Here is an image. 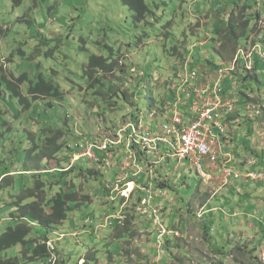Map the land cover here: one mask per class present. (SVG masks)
<instances>
[{
  "label": "rangeland",
  "instance_id": "rangeland-1",
  "mask_svg": "<svg viewBox=\"0 0 264 264\" xmlns=\"http://www.w3.org/2000/svg\"><path fill=\"white\" fill-rule=\"evenodd\" d=\"M142 1L143 14L121 0H0V235L17 226L13 216L19 197L34 188L38 179L33 176L50 170L52 174L41 177L48 200L63 192L79 193L63 226L51 231L32 224L28 242L34 247L35 241L48 239L56 264H85L88 256L97 264H264V56L258 52V68L246 82L229 77L223 85L224 97L231 86L242 102L219 110L227 128L223 151L234 157L226 167L240 172V180H226L222 166L203 180L188 159L176 171L172 157L144 155L138 144L124 167L115 161L120 151L116 147L106 160L98 153L97 160L85 156L92 143L116 142L126 123L146 125L149 134L150 124L164 125L161 118L172 115L179 76L188 70L210 73L200 66L232 65L225 45L231 14H236L237 25L244 21V12L247 17L259 15L255 27L251 21L250 29H256L247 44L245 36L239 38L238 50L246 52L254 43L264 55V0ZM92 57L108 66L119 62L112 72L93 74L101 78L93 87L88 77ZM39 80L51 84L58 96L32 99L29 89ZM237 159L244 161L235 167ZM147 160L152 169L157 164L163 174L158 180L165 183H157L161 193H154L153 201L145 195L147 203L142 204L136 189L143 181L139 177L137 182L135 174L139 169L148 176ZM129 167L135 178L125 180L129 171L123 172ZM72 168L67 175L60 173ZM90 169L99 180L80 174ZM132 180L134 192L126 184ZM233 186H238L235 191ZM206 200L212 201L208 209ZM152 207L164 211L150 217L151 209L147 216ZM212 208L218 212L208 214ZM110 213L123 220L122 227L126 219L135 218L136 234L129 243L128 237L116 239L117 223L109 226ZM160 229L179 235H165L163 245L153 243ZM166 243L168 255L163 251ZM27 251L17 246L0 259L43 263L28 262Z\"/></svg>",
  "mask_w": 264,
  "mask_h": 264
},
{
  "label": "trees",
  "instance_id": "trees-1",
  "mask_svg": "<svg viewBox=\"0 0 264 264\" xmlns=\"http://www.w3.org/2000/svg\"><path fill=\"white\" fill-rule=\"evenodd\" d=\"M121 1L123 2L124 5H130V7L132 9L136 8L138 12L140 11V14H143L146 11V8H145L142 0H121ZM240 15H241V13H240ZM238 16H239V14L237 15V18H238ZM242 17L245 18L244 21L242 22L241 25H237L234 21V18H236V14L235 13L231 14L230 18H229L228 25H227L228 29L226 32L227 38H226V44L225 45L227 47V50H231V53H230L231 54V57H230L231 61L234 60V58L236 57L235 54H236V52H238V48L240 45L239 38L242 36H245V38H246L245 43L247 44L249 36L256 29V28H253L252 30L250 29L251 28V21L255 22L254 27L256 26L257 22L259 21V15H252V17H247L245 12H244L242 14ZM238 26H240L241 30H238ZM261 42L264 43V34L261 38ZM253 45H254V43H253ZM176 50H174V51H176ZM219 51L221 52V50H219ZM260 59L261 58H259L258 55H255L254 60H253L252 65H251V70H248L246 67L242 66V57H238V61H237L238 69L236 71H234L232 75L233 76H240L242 78L241 80L246 82L250 78L249 77L250 73H254V71L258 68V63L260 62ZM118 63L119 62H115V63H112L110 66H108V65L104 64L103 60H100L96 57H92L89 61V64H88V68L90 70L89 76H88L90 86L93 87L94 85L98 84L101 81V78H99L93 74L99 75L102 72H105V73L112 72L114 66L118 65ZM211 63H207L205 66L203 65L204 67L203 66H200V67L204 68V69H205V67L210 68L212 71H214L217 67H215ZM96 70H99V71L96 72ZM22 81H23L22 79L18 80L17 83L20 84V83H22ZM123 82H125V81H123ZM7 84H8L9 88L14 87V84L11 82H7ZM239 87H240L239 91L241 93L242 87H241V85ZM111 88L113 91V89L116 87L111 86ZM117 90L118 89L116 88V91ZM117 92H119V91H117ZM176 93H177V91L173 92L174 98L172 99V102H173V109L172 110H175V111H177V110L174 107L176 106L177 101L179 100V98H175ZM28 94L32 99H36L38 96H44V97H56V96H58V93L54 92V88L51 86V84L45 83L42 80H39V82L34 87L31 86ZM171 94H172V92H171ZM242 95L244 96V94H242ZM15 96H18V94L16 92H15ZM123 97L125 98V101L127 102L128 101L127 96L125 94H123ZM248 97H249V95H248ZM185 100H186V97H183L182 101H185ZM133 105H134V103L131 104V106H133ZM188 107H189V105L186 106V108H188ZM178 110H180V114L185 115V112H186L185 107L179 106ZM171 111H169V112H171ZM163 113H164V111H163ZM139 114H140V112H139ZM134 117H137V116H134ZM161 119L166 122V120H164L165 117H163ZM137 122L138 121H136V123ZM154 124H155V126L151 125V124L149 126L157 127V125L159 123H157V121H155ZM128 137H129V135H125L126 140L128 139ZM93 144H96L97 147H96V149L93 148V150H92L95 158L91 159V160H97V157H96L97 153L100 155V157L98 155L100 160L101 159L106 160L107 156H109V154L112 155V150L114 147H112L108 151H101V150H99L97 143H92L91 145H93ZM135 144H136L135 142L130 144L132 151H135ZM123 145H125L124 146L125 149H122ZM123 145L117 147L118 150H120V151L116 155L118 157V159H120V163L122 166H123V162L129 158V155L127 153V148H126L127 141H125L123 143ZM159 148H160L159 153L163 157H167L168 153H172L169 150V148L165 145L159 146ZM88 149H90V148H88ZM88 149L81 148V150H83V152L88 150ZM56 150H58V152H59L60 148L59 147L56 148L54 151L55 153H56ZM142 153L145 154L144 151H142ZM86 155H88V154H86ZM141 158L142 157H140V159ZM94 162H96V161H94ZM167 162L170 163L167 160L166 164H168ZM174 162L178 163V166L176 167V169H177L176 171H178L181 168L180 166L182 164H180V162L178 160L172 161V163H174ZM118 164H119V161H118ZM146 164L149 168V171H147L148 176H146L145 173H143V171H141V170H140V172H138V174H136V178L138 179L140 177L143 181V183L141 184L142 187H137V189H139V190L136 189L137 193H139V195H140L139 200L142 204L147 203L146 202L147 198L145 199V195L149 197V201H150V198H151V196H149L150 192H152L153 194L156 193V195L159 194L160 190L158 189L159 185L157 186V183H163V184L165 183L164 181L158 180V179L161 180L163 178V174H162L161 170L156 168L157 164L153 165V166H156V167H154V169L151 168V165L148 163V160H147ZM139 166H141V164H139ZM170 169H172V168L170 167ZM208 169H209V166L204 165V170L208 171ZM72 170H73V168L69 171L60 172V173L67 175L70 172H72ZM165 170L168 171L169 169L166 168ZM38 171L39 170H36L35 172L38 173ZM52 171H56V170H52ZM127 171H129V173L126 175L125 180L134 179L135 177L132 175V172H133L132 167H129L127 170H125L123 172V174L126 173ZM170 171H172V170H170ZM248 171H250V170H248ZM196 172H197V170H196ZM27 173H34V172H27ZM52 173L53 172H51L50 170H47L46 172H43L42 174L33 176V177L37 176V179H38L37 181L34 182V188L29 189V190H25L20 195L19 201L17 204V211H16L17 215L13 216V219H15L18 224L14 228H9L4 234L0 235V256L2 254L6 253L7 251L17 247V246H23L28 250L27 253H25V255H26L25 259L28 262L43 261V263H41V264H49L51 252L47 247V243L49 242L48 239H45V240H43V242H38V243L35 241L34 247H31V243L28 242V238L31 236V234L33 232V228H34L32 224L36 223L39 226H41L42 228H45V229H48L51 231L55 230L58 227L63 226L68 220L69 213L72 211L71 203H74V202L77 203V196L79 195L78 192H75L73 194H68L66 192H63V193L57 194L52 199L48 200V197L46 194L47 187H46L45 183L43 181H41V179H42L41 177H43V175H45V174L50 175ZM86 173L89 174V176H91V179L99 180V175L96 173H93V171L91 169L88 171H80L81 175L86 176ZM95 175H97V178H95ZM198 175L200 176L199 173H198ZM145 177L147 178V180L144 179ZM200 178H201V176H200ZM2 180H4V178ZM1 182H3V181H1ZM137 182H139V179L137 180ZM131 183L135 184V181L132 180V181L126 182V184H131ZM168 185H169V182H168ZM154 190L156 192H154ZM165 191H167V189ZM141 195H144V197L143 196L141 197ZM160 196H161V194H160ZM85 200H88V199H85ZM151 209L153 212V207L149 208L147 213L145 212L147 216L150 214ZM143 211H145V210L143 209ZM163 211H164V209L161 208L159 214L161 212L163 213ZM112 217L114 218V219H111L113 221L109 222L108 224L110 227H113L114 220L116 221V223H117L116 239L128 237L129 240L125 244L129 243L130 240L132 238H134L135 234H136V231L133 229L134 225L132 224V221L135 220V218H133V216H131V218H133V219H126V222L122 227V226H119V224H120V221L118 220L119 218L116 219L114 216H111L110 218H112ZM151 227H153V226H151ZM163 238L164 237L161 238L160 234H159L156 236V240H153V243L159 242L160 245H163L164 244ZM165 245H166L165 246L166 249L164 248L163 251L168 255V253L171 252L169 250L170 246H169V243H166ZM176 246L177 245H173L172 248L177 249ZM161 248L162 247H160V249ZM152 251H155V250L152 249ZM29 252L33 253V255L31 257L28 255ZM93 256H95V254ZM96 262H97L96 258L95 259L92 258L90 261L89 256L85 259V264H92V263H96ZM0 264H22V263L16 259H11V260L0 259Z\"/></svg>",
  "mask_w": 264,
  "mask_h": 264
},
{
  "label": "built area",
  "instance_id": "built-area-1",
  "mask_svg": "<svg viewBox=\"0 0 264 264\" xmlns=\"http://www.w3.org/2000/svg\"><path fill=\"white\" fill-rule=\"evenodd\" d=\"M257 52L264 56L261 53V48L257 49V46L253 45L250 50H243L239 51L237 54V58L233 61L234 63L230 66L226 67H217L212 72H203V71H189L188 75H181L179 87L176 93L175 98H180L178 106H192L189 110L191 114V120L188 121L190 125L183 126V122H178L179 119H182L180 116V110H177L176 113H172V117L169 124L161 125L158 124L157 127L148 126L151 130V134L145 133L144 129L147 127L146 125H134V128L131 126H126L125 128L119 130L118 140L116 142H112L111 140H106L105 143L99 147L101 151H108L111 147H118L123 145L125 141H127V152L129 157L133 154L131 150L130 144L133 143V140H140L144 141V144L140 142H135L139 145L142 151L146 154V152H150V156H159L160 148L159 145H165L169 148L172 152V155L175 158L183 157V159H189L194 163L197 170H202L204 165L209 164L212 166H217L215 169H220L221 166H231L233 161L232 153H224V141L220 138H224V133L226 132H218V130L213 133L209 130V126L205 124V120H210L211 116L216 115V112L224 106L227 108L237 107L240 103L238 100V96L232 90L230 96L223 99L219 94H216L217 91H220V88H217L214 84L215 80L223 81L229 76V73L236 71L237 69V59L238 57H242V66L249 68L252 64L255 55H258ZM232 67V68H231ZM186 70V69H185ZM188 83L193 84L192 86L187 85ZM210 85L208 89H204L206 85ZM186 90V95L182 94L183 90ZM192 96V97H188ZM208 97L211 100L206 101V103H202V97ZM216 96L221 97L219 100ZM186 97L185 101H182V98ZM210 108L211 110H207ZM216 124L218 123L215 120ZM208 127V129H206ZM224 128L222 125L218 129ZM137 130L139 131L138 134L130 133L128 139H125V135L127 133ZM185 130L184 132L182 130ZM127 130V131H126ZM166 135H169L170 138H164ZM120 136H122V140L119 141ZM219 137V138H218ZM177 138L179 143L173 142L172 139ZM215 145L218 146L219 152L214 150ZM97 147L96 144L89 146V150L87 151L88 156L90 159H94L93 155V148ZM144 154V155H145ZM147 156V155H146ZM211 156V157H210ZM204 158H208V160L203 161ZM182 159V160H183ZM222 160V161H219ZM223 175H228L230 173L231 177L237 178L234 175V172L221 171ZM136 176V174H135ZM150 206V205H149ZM120 225L122 224L123 220L120 218ZM160 237H164L167 235L166 231L160 229ZM55 258H50L49 264H56Z\"/></svg>",
  "mask_w": 264,
  "mask_h": 264
},
{
  "label": "bare ground",
  "instance_id": "bare-ground-1",
  "mask_svg": "<svg viewBox=\"0 0 264 264\" xmlns=\"http://www.w3.org/2000/svg\"><path fill=\"white\" fill-rule=\"evenodd\" d=\"M239 51V50H238ZM237 58V55H236V57L234 58V60ZM233 60V61H234ZM237 61H238V59H237ZM252 65V64H251ZM251 65H250V67L249 68H247L248 70H251ZM238 66V65H237ZM202 71V70H201ZM203 72H205V71H203ZM233 74V72H231V73H229V76L227 77V78H232V79H235L237 76H233L232 75ZM226 78V79H227ZM226 79H224L223 81H220V80H215V82H214V84H215V86L217 87V88H220V91H217L216 92V94H219L223 99H225L226 97H224L223 96V94L225 93V89H224V87H223V85L225 84V83H227L226 82ZM187 85H190V86H192L193 84H190V83H188ZM210 87V85L208 84V85H206L205 86V88L204 89H208ZM235 88H237V86H235ZM182 94L185 96L186 95V90L184 89L183 91H182ZM188 97H192V96H188ZM219 100H221V97H219V96H216ZM242 97V96H241ZM180 99V98H179ZM211 99L210 98H208V97H205V96H203L202 97V103L204 104V103H206V101H210ZM178 103H179V100L177 101V104H176V106L174 107L176 110H178V107H177V105H178ZM183 106V105H182ZM183 107H185V115H182V114H180V116H181V118L182 119H179V121L178 122H183V126H188V125H190V123L188 122V121H192L191 120V115L190 116H188V114H187V112H188V110H190L191 109V107L192 106H190L189 105V107L188 108H186V106H183ZM226 109V106H224V107H222L221 109H219V110H225ZM207 110H211L210 108H207ZM219 110L216 112V115H213V116H211V119L210 120H205L206 122H205V124L207 125V126H209V130L210 131H212L213 133H215L217 130H218V132L220 133V132H223V131H225V130H227V128H226V125L222 122V119H221V117H222V115L224 114V113H222L221 114V112H219ZM172 113H176V111L175 110H172L171 111ZM225 112V111H224ZM171 117H172V115L170 116V118L169 119H167L166 120V122L164 123V125H166V124H169L170 123V120H171ZM215 120H217L218 121V123L216 124V122H215ZM131 126V125H133V122L131 123V124H129V123H126V125H125V127L126 126ZM134 125H137V124H134ZM225 126L224 128H222V130L221 129H218L219 127H221V126ZM124 127V128H125ZM206 129H208V127H206ZM183 132L185 131L184 129L182 130ZM130 133H136V134H138L139 133V131H137V130H134V131H131V132H129V133H127V135H130ZM164 138H170V136L169 135H166ZM219 138V137H218ZM221 140H225V138H223V137H221L220 138ZM172 141L173 142H177V143H179V141H178V139L177 138H173L172 139ZM133 142H140L141 144H144V141H140V140H133ZM98 147H100V146H98ZM112 148V147H111ZM159 156H161V154L159 153ZM172 157L173 159H170L171 160V162L172 161H174V160H178L179 162H180V164L183 162V157H180V159L181 160H179L178 158H175L173 155H172V153H168V158H170V157ZM211 157V156H210ZM189 159H190V157H188ZM183 159V160H182ZM188 159V160H189ZM233 159H234V157H233ZM205 160H208V158H204L203 159V161H205ZM165 161H167V160H165ZM219 161H222V160H219ZM232 163H233V161H232ZM156 164V163H155ZM138 165V164H137ZM136 165V166H137ZM154 165V164H153ZM207 166H209V169H208V171H205L204 170V167L202 168V170H197V172L200 174V176H201V178L203 179V180H205V179H207L208 178V174L210 173V171H216L217 169H215L217 166H210L209 164H206ZM221 166V165H220ZM222 168H223V171H226V172H231V170L230 169H228L226 166H222ZM137 174H138V172H140V170L139 169H137ZM248 173V172H247ZM234 175L235 176H237V178H233V177H231V175H230V173L228 174V175H224V177H225V179L226 180H230V179H234L235 181L236 180H240V178H241V174H240V172H238V173H234ZM251 175L252 174H248L247 176L248 177H251ZM249 179V178H248ZM131 184H133V183H131ZM128 185H130V184H128ZM134 190V185H130V191H133ZM129 191V192H130ZM134 192V191H133ZM149 196H151V198H150V201H153L154 200V198H156L157 196H154V194L152 193V192H150L149 193ZM159 214V210H157V209H153V212H152V215H150V217H154V216H157ZM119 216V215H118ZM120 217V216H119ZM111 219H114V218H110V217H108V220L110 221ZM158 218H157V222H158ZM120 225V224H119ZM164 231V230H163ZM167 232V235L169 236L170 234H172L174 237L175 236H178L179 235V233H175V231H173V232H169V231H166Z\"/></svg>",
  "mask_w": 264,
  "mask_h": 264
},
{
  "label": "crops",
  "instance_id": "crops-1",
  "mask_svg": "<svg viewBox=\"0 0 264 264\" xmlns=\"http://www.w3.org/2000/svg\"><path fill=\"white\" fill-rule=\"evenodd\" d=\"M228 89H229V90H228L229 92H228V94H227V97L230 96V93H231V91H232L233 88H232L231 86H229ZM240 102H242V101L240 100ZM113 159H114V158H113ZM115 161H116V162L119 161V163H120V159H118V157L115 158ZM243 161H244V160H242V161H239L238 159L235 160V167L237 166V164H239V163H243ZM167 163H168V162H167ZM168 164H169V166H171L170 163H168ZM172 164H175V163H172ZM114 171H115V174L117 175V174H118V170H117L116 168H114ZM26 173H27V172H26ZM116 175H115V176H116ZM214 175L217 176L218 173H214ZM247 175H248V174H247ZM247 175H246V176H247ZM220 178H222V177L220 176ZM246 184H248V183H246ZM236 187H238V186H233V187H231V188L233 189V191H235V190H236ZM165 193L168 194L167 191H165ZM205 202H207V203L205 204ZM205 202H203V204H204V206H206V208L208 209V207L211 206V204H212L211 202H212V201L206 200ZM217 212H218V209H217V208H212V209L209 210L207 213H208V214H212V213H217ZM223 212H224V210H223ZM114 215H115V214L110 213L108 216H114ZM149 225H150V224H149ZM148 227H149V226H148ZM156 236H157V235H156ZM154 240H156V237L154 238Z\"/></svg>",
  "mask_w": 264,
  "mask_h": 264
}]
</instances>
